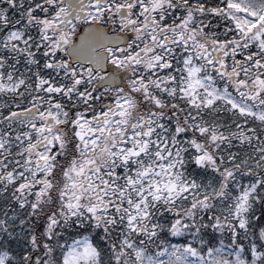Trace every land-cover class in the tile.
<instances>
[{
	"label": "snow or ice",
	"instance_id": "1",
	"mask_svg": "<svg viewBox=\"0 0 264 264\" xmlns=\"http://www.w3.org/2000/svg\"><path fill=\"white\" fill-rule=\"evenodd\" d=\"M0 264H264V0H0Z\"/></svg>",
	"mask_w": 264,
	"mask_h": 264
}]
</instances>
